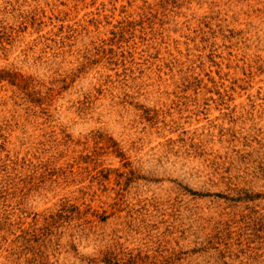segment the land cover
Returning <instances> with one entry per match:
<instances>
[{
  "label": "rangeland",
  "instance_id": "1",
  "mask_svg": "<svg viewBox=\"0 0 264 264\" xmlns=\"http://www.w3.org/2000/svg\"><path fill=\"white\" fill-rule=\"evenodd\" d=\"M0 264H264V0H0Z\"/></svg>",
  "mask_w": 264,
  "mask_h": 264
}]
</instances>
